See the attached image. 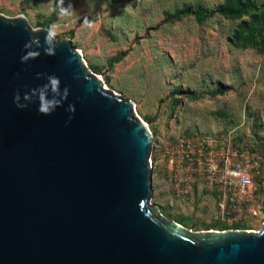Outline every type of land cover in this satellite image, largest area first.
Returning a JSON list of instances; mask_svg holds the SVG:
<instances>
[{"label":"water","instance_id":"water-1","mask_svg":"<svg viewBox=\"0 0 264 264\" xmlns=\"http://www.w3.org/2000/svg\"><path fill=\"white\" fill-rule=\"evenodd\" d=\"M47 27L0 13V264H264L259 229L194 232L152 196V133L69 38L21 62ZM55 74L69 89L51 115L23 96ZM69 104L75 112H69ZM69 116L72 119L69 121Z\"/></svg>","mask_w":264,"mask_h":264},{"label":"rangeland","instance_id":"rangeland-1","mask_svg":"<svg viewBox=\"0 0 264 264\" xmlns=\"http://www.w3.org/2000/svg\"><path fill=\"white\" fill-rule=\"evenodd\" d=\"M222 1L63 0L68 11L50 21L59 0H0L5 16L24 14L32 27H47L58 40L69 38L104 85L133 102V112L152 133L151 202L194 232L224 224L259 229L264 221L263 212L221 211L205 181L194 184L191 194L176 196L164 155L165 146L182 136L230 133L260 162L254 182L263 210L264 49L233 37L238 19L218 13L174 16L187 5L214 8ZM218 84L225 91L214 94Z\"/></svg>","mask_w":264,"mask_h":264},{"label":"built area","instance_id":"built-area-1","mask_svg":"<svg viewBox=\"0 0 264 264\" xmlns=\"http://www.w3.org/2000/svg\"><path fill=\"white\" fill-rule=\"evenodd\" d=\"M164 155L176 196L191 194L194 184L205 181L218 195L221 211L231 207L234 211L245 208L251 215L264 214L255 198L254 178L260 162L237 146L230 133L182 136L165 146Z\"/></svg>","mask_w":264,"mask_h":264},{"label":"trees","instance_id":"trees-1","mask_svg":"<svg viewBox=\"0 0 264 264\" xmlns=\"http://www.w3.org/2000/svg\"><path fill=\"white\" fill-rule=\"evenodd\" d=\"M53 9L55 10H53L52 15L50 16V21L56 19L57 13L60 11L59 3H56ZM215 13H218L230 19H238L239 21L234 29L233 37L239 39L245 45L252 44L256 45V47L260 50L264 49V1L259 2V0H223L214 8H208L201 4H198L196 6L187 5L181 9H177L174 16L176 18H181L184 15L192 14L197 19H202L206 16L214 15ZM44 24L46 23L40 22L38 25ZM121 57L122 55L119 54L114 59L119 60ZM224 91V88H221V85L218 84L213 93H223ZM211 228L212 227L208 229ZM228 228L231 227L227 226V224H224L223 227L219 229Z\"/></svg>","mask_w":264,"mask_h":264},{"label":"clouds","instance_id":"clouds-1","mask_svg":"<svg viewBox=\"0 0 264 264\" xmlns=\"http://www.w3.org/2000/svg\"><path fill=\"white\" fill-rule=\"evenodd\" d=\"M60 11L66 13L67 8L63 7V0H59ZM71 7V5H69ZM55 10V9H53ZM55 36L56 33L49 30L44 36L43 43L40 42L39 37H30L24 45V54L21 56V62L26 63L30 59H36L40 55L39 49L43 48L44 54H55ZM37 78L44 77L46 83L39 85L35 88H31L29 91L24 92L23 96L19 89L16 90L13 102L18 108H26L29 103L35 102L37 104V111L43 115H51L57 107H61L63 102L69 95V89L65 87L61 90L60 78L55 74L37 73ZM69 112H75V105L69 104ZM72 119L69 116V121Z\"/></svg>","mask_w":264,"mask_h":264}]
</instances>
